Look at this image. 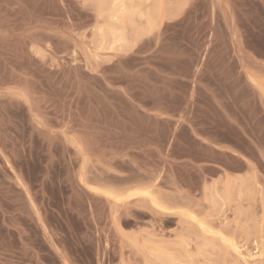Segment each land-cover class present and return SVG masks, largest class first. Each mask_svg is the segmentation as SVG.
Here are the masks:
<instances>
[{"label":"rangeland","instance_id":"374dc122","mask_svg":"<svg viewBox=\"0 0 264 264\" xmlns=\"http://www.w3.org/2000/svg\"><path fill=\"white\" fill-rule=\"evenodd\" d=\"M94 1L0 0V264H264V0Z\"/></svg>","mask_w":264,"mask_h":264},{"label":"bare ground","instance_id":"6f19581e","mask_svg":"<svg viewBox=\"0 0 264 264\" xmlns=\"http://www.w3.org/2000/svg\"><path fill=\"white\" fill-rule=\"evenodd\" d=\"M107 1V0H106ZM115 1V0H114ZM215 1V0H214ZM56 2V1H55ZM93 2L95 3V1L93 0ZM92 2V3H93ZM112 2H113V0H112ZM225 2V1H224ZM223 2V3H224ZM229 3V2H228ZM76 4V3H75ZM111 4V3H110ZM80 5V4H79ZM230 6V5H229ZM116 7V6H115ZM64 8V7H63ZM114 8V7H113ZM119 8V7H118ZM9 9V8H8ZM236 9V8H235ZM86 10V9H85ZM108 10V9H107ZM114 10V9H113ZM101 11H103V10H101ZM229 11V10H228ZM107 12V11H106ZM155 12V11H154ZM243 12V11H242ZM98 13V12H97ZM4 14V13H3ZM6 14V13H5ZM215 14V13H214ZM240 14V13H239ZM204 15V14H203ZM230 15H232L233 16V12H232V14H230ZM9 16V15H8ZM98 16V15H97ZM119 16V15H118ZM240 16V15H239ZM106 17V16H105ZM231 17V16H230ZM234 17V16H233ZM110 18V17H109ZM119 18V17H118ZM114 19V18H113ZM230 19V18H229ZM236 19V18H235ZM116 20V19H115ZM237 21V20H236ZM116 22V21H115ZM150 22V21H149ZM222 22V21H221ZM243 22V21H242ZM62 23V22H61ZM76 23V22H75ZM99 23V22H98ZM151 23V22H150ZM214 23V22H213ZM225 23V22H224ZM102 24V23H101ZM100 25V24H99ZM153 25V24H152ZM151 25V26H152ZM237 25H239V24H237ZM105 26V25H104ZM211 26V25H210ZM1 27V26H0ZM8 27V26H7ZM100 27V26H99ZM239 28V27H238ZM238 28H237V26L236 27H234L233 28V32H234V34L236 35H234V38H236L235 40H236V50H239L241 53H243V55H244V57L243 58H245V59H247V61H249V64L250 65H253V66H257L258 64H259V61H258V64H257V60L255 59H253V57L251 56V54L248 52V50L245 48V46H244V44H243V40L241 39V34H240V32H239V30H238ZM66 29V28H65ZM71 29V28H70ZM152 29V28H151ZM6 30V29H5ZM227 30V29H226ZM243 30V29H242ZM103 31V30H102ZM99 32V31H98ZM64 33V32H63ZM101 33V32H100ZM4 34V33H3ZM99 34V33H98ZM50 36V35H49ZM58 36V35H57ZM100 36V35H99ZM104 37V36H103ZM158 37V36H157ZM54 38H55V36H54ZM60 39V38H59ZM106 39V38H105ZM221 39V38H220ZM43 40V39H42ZM104 41V40H103ZM108 41V40H107ZM1 42V41H0ZM40 42V41H39ZM71 42V41H70ZM95 42V41H94ZM218 42H219V40H218ZM97 43V42H96ZM95 43V44H96ZM100 43V42H99ZM98 44V43H97ZM111 44V43H110ZM203 45V44H202ZM222 45V44H221ZM11 46V45H10ZM67 46V45H66ZM74 46V45H73ZM77 47V46H76ZM95 47V46H94ZM100 47H101V45H100ZM65 48V47H64ZM96 48V47H95ZM208 48V47H207ZM63 49V48H62ZM65 50V49H64ZM102 50H103V48H102ZM209 51V50H208ZM220 51V50H219ZM222 52V51H221ZM226 52V51H225ZM229 52V51H228ZM92 53V52H91ZM55 54V53H54ZM242 55V56H243ZM113 56V55H112ZM222 56V55H221ZM226 56V55H225ZM21 57V56H20ZM118 60H120V59H118ZM261 63V62H260ZM7 64V63H6ZM248 64V65H249ZM256 64V65H255ZM246 65V64H245ZM261 65H264L263 64V62H262V64ZM261 65H258V66H261ZM98 66V65H97ZM244 66V65H243ZM87 67V66H86ZM117 67V66H116ZM262 68L264 67V66H261ZM246 68V67H245ZM250 68V67H249ZM258 69V68H257ZM109 71V70H108ZM254 71H256V70H254ZM79 72V71H78ZM18 73V72H17ZM107 73V72H106ZM262 73V72H261ZM91 74V73H90ZM247 74V73H246ZM111 75V74H110ZM95 76V75H94ZM104 78V77H103ZM252 78V77H251ZM248 79V78H247ZM97 80V79H96ZM253 83V82H252ZM256 83V82H255ZM247 84V83H246ZM251 85V84H250ZM9 86V85H8ZM7 86V87H8ZM79 87V86H78ZM258 87V86H257ZM20 91H22V90H20ZM23 92V91H22ZM15 94V93H14ZM18 96V95H17ZM24 96V95H23ZM26 97V96H25ZM24 97V98H25ZM1 99V98H0ZM22 99V98H21ZM14 100V99H13ZM24 101V100H23ZM27 101V100H26ZM6 103V102H5ZM9 104V103H8ZM31 105V104H30ZM4 107V106H3ZM40 107V106H39ZM42 107V106H41ZM7 109V108H6ZM40 111V110H39ZM34 112V111H33ZM36 114V113H35ZM31 115V114H30ZM55 115V114H54ZM37 116V115H36ZM58 117V116H57ZM58 119V118H57ZM49 120V119H48ZM33 122V121H32ZM33 124H34V122H33ZM35 125V124H34ZM36 126V125H35ZM38 126V125H37ZM39 127V126H38ZM37 127V128H38ZM76 127V126H75ZM36 128V127H35ZM73 129V128H72ZM71 129V130H72ZM2 130V129H1ZM36 131V130H35ZM37 131H38V129H37ZM39 131H40V134L41 135H43L42 137H45L46 139L47 138H51V136L49 135V133L45 130V129H43V128H39ZM51 134V133H50ZM59 135V134H58ZM57 135V136H58ZM1 139H3V138H1ZM0 139V140H1ZM55 139V138H54ZM8 140V139H7ZM70 140V139H69ZM88 141V140H87ZM8 145V144H7ZM66 146V145H65ZM64 146V147H65ZM69 146V145H68ZM85 146H87V145H85ZM89 149V148H88ZM87 149V150H88ZM82 151V150H81ZM86 151V150H85ZM76 153V152H75ZM79 154V153H78ZM84 158V157H83ZM8 159V158H7ZM9 160V159H8ZM9 162H11L10 160H9ZM6 166L10 169V172H11V174H12V172L14 173V175H15V179H17V183L18 184H22V179H21V177H20V174H17V172L16 171H14V168H12V165L11 164H8V162H6ZM2 169V168H1ZM17 169V168H16ZM13 175V174H12ZM13 179V178H12ZM77 179V178H76ZM16 181V180H15ZM27 183V182H26ZM18 184H16V186H18ZM24 185V184H23ZM22 185V186H23ZM22 186H21V188H22ZM25 187V186H24ZM23 187V189H24V191L23 192H25V196L27 197V200L29 201L28 203L30 204V196L28 195V194H30V192L29 191H27L28 189H25ZM13 189V188H12ZM30 189V188H29ZM91 190V189H90ZM137 190V189H136ZM136 190H134V192H136ZM6 191V190H5ZM11 191V190H10ZM14 191V190H13ZM21 191H22V189H21ZM95 191V190H94ZM144 191V190H143ZM29 192V193H28ZM103 192V191H102ZM110 192V191H109ZM133 192V193H134ZM145 192V191H144ZM86 193V192H85ZM140 193V192H139ZM16 194V193H15ZM87 194V193H86ZM101 194H103V193H101ZM106 194V193H105ZM138 194V193H137ZM146 193H144V195H145ZM106 195H110L109 193L108 194H106ZM129 195V194H128ZM148 195V194H147ZM36 196V195H35ZM130 196H134V195H129V197ZM135 196H137V195H135ZM116 198H118V197H116ZM128 197H126V199H127ZM26 200V199H25ZM125 200V199H124ZM158 200V199H157ZM105 201V200H104ZM121 201V200H120ZM34 203V202H33ZM33 203H31V204H33ZM39 203V202H38ZM41 203V202H40ZM156 203V204H155ZM153 202V204H155V205H157V206H160L157 202ZM28 204V205H29ZM36 204V203H35ZM152 204V205H153ZM12 205V204H11ZM34 205V204H33ZM48 205V204H47ZM14 206V205H13ZM37 206V205H36ZM112 207V206H111ZM161 207V206H160ZM159 207V208H160ZM162 207H163V205H162ZM164 208V207H163ZM111 209V208H110ZM31 210H32V208H31ZM37 211V210H36ZM40 211V210H39ZM43 211V210H42ZM160 211V210H159ZM33 212H34V210H33ZM36 213V212H35ZM38 213V212H37ZM167 213V212H166ZM175 213V212H174ZM33 214V213H32ZM172 214V213H171ZM24 215V214H23ZM34 215V214H33ZM36 215V214H35ZM38 217H39V215H37ZM44 216V215H43ZM107 217V216H106ZM19 218V217H18ZM26 218V217H25ZM37 218V217H36ZM27 219V218H26ZM40 219L42 220V218H41V215H40ZM38 220V221H37ZM20 221V220H19ZM33 221V220H32ZM36 221H37V223L38 222H40L41 224H42V226H43V229L45 230V222L43 223V221H40L39 219H36ZM16 222V221H15ZM7 223V222H6ZM39 223V224H40ZM38 224V225H39ZM47 224V223H46ZM49 226V225H48ZM40 227H41V225H40ZM12 228V227H11ZM48 228V227H47ZM49 229V228H48ZM48 229H47V231H48ZM44 230H43V232H44ZM50 231V230H49ZM46 232V231H45ZM42 233V232H41ZM49 233H52V231L51 232H49ZM48 233V234H49ZM48 234H46V235H48ZM51 235H53V234H51ZM20 237V236H19ZM41 237V236H40ZM47 237V236H46ZM46 237L44 236V240L46 239ZM50 236H48L47 238H49ZM51 238V237H50ZM46 241V240H45ZM56 241V240H55ZM54 241V242H55ZM47 242H49V245H50V247H52V248H50L49 246V248L50 249H52L53 251H54V254L56 255V257L58 256L59 258V260H61V262L63 263V264H73L71 261H70V259H68V257L65 255V253H63L62 252V250L61 249H59L58 247H57V245H58V243L57 242H55V243H53V241L52 240H49L48 241V239H47ZM56 244V245H55ZM47 245H48V243H47ZM28 248V247H27ZM53 253V252H52ZM35 260V259H34ZM56 260V259H55ZM58 262H60V261H58ZM75 262V261H74Z\"/></svg>","mask_w":264,"mask_h":264}]
</instances>
